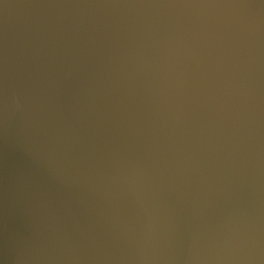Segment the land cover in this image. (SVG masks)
<instances>
[{
  "label": "water",
  "instance_id": "95a60500",
  "mask_svg": "<svg viewBox=\"0 0 264 264\" xmlns=\"http://www.w3.org/2000/svg\"><path fill=\"white\" fill-rule=\"evenodd\" d=\"M0 264H264V0H0Z\"/></svg>",
  "mask_w": 264,
  "mask_h": 264
}]
</instances>
